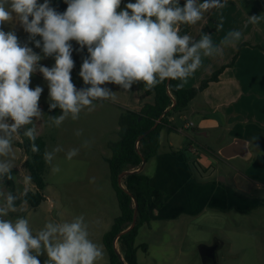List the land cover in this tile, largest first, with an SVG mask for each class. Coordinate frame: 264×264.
Instances as JSON below:
<instances>
[{
	"label": "clouds",
	"instance_id": "obj_1",
	"mask_svg": "<svg viewBox=\"0 0 264 264\" xmlns=\"http://www.w3.org/2000/svg\"><path fill=\"white\" fill-rule=\"evenodd\" d=\"M65 2L68 6L61 14L50 6V0H0V158H4L0 159V181L13 179V141L21 137L22 128L23 137L32 142V152L39 153L36 121L44 115L39 107L44 89L30 88L33 73L39 71L48 82L49 111L62 110L48 120L50 126L59 127L69 117L79 119L84 109L94 110V101L111 99L113 91L101 87L105 83L129 91L140 82L152 89L165 80H177L180 90L201 67L202 56L223 55L224 47L242 39L240 30L227 32L219 45L208 34L199 40L181 35L182 25L196 24L209 10L223 8L226 0H185L183 6L179 0H135L119 11L121 0ZM260 19L249 15L247 23L255 25ZM17 23L36 48L42 47L44 56L54 55L53 67L39 65L42 57L27 43L21 44L14 30H4L5 24ZM223 27L220 18L217 31ZM37 36L42 37V44ZM73 40L89 53L79 75L90 87L81 90L71 80L74 61L69 42ZM60 151L61 147L46 150L43 159L51 164ZM78 153L79 149H70L66 158L71 160ZM23 182L30 185L31 176L25 175ZM23 195L27 196V189ZM18 199L0 188V264H40L42 254L48 258L45 264H97L104 258L102 247L89 238L82 215L71 221H49L34 234L27 218H8L17 211ZM27 203L22 200L21 208Z\"/></svg>",
	"mask_w": 264,
	"mask_h": 264
},
{
	"label": "crops",
	"instance_id": "obj_2",
	"mask_svg": "<svg viewBox=\"0 0 264 264\" xmlns=\"http://www.w3.org/2000/svg\"><path fill=\"white\" fill-rule=\"evenodd\" d=\"M130 2L134 3L135 0H121L118 11L124 10ZM50 6L62 14L68 5L65 0H50ZM249 15L261 17L260 22L255 25L247 23ZM220 18L223 19L224 27L217 31ZM9 25L22 35H17L21 44L27 43L42 57L39 65L49 68L55 65L54 55L44 56L42 47L36 48L29 40V33L18 23L5 24V31L10 30ZM187 30L193 40H199L204 34L211 35L216 45L220 44L230 30H240L242 39L234 46L224 47L223 55L202 56L201 67L184 83L187 89H200L204 82L210 81L218 73L217 80L210 81L198 92L187 111L175 113L170 117L171 124L161 132L158 154L151 158L142 170L150 178L151 185L165 193L164 206L161 209L151 208V221L144 224L150 227L156 222H178L187 217H196L206 209L221 212L236 209L249 212L259 206L246 194L250 184L259 189L264 188V0H226L223 8L209 10L202 20L188 25ZM35 39L40 40L42 44V37L37 36ZM76 49L87 52V47L81 49L77 42ZM75 67L74 64L71 76ZM46 82L43 74L37 71L32 74L29 86L34 90L35 87L45 84L49 89ZM75 85L77 90L82 89L81 84ZM106 88L113 91L109 100L120 109L121 115L126 110L140 112L146 105L155 103V95L147 93L148 88L143 82L134 84L129 91L114 83ZM177 118L184 120L183 125L177 124ZM8 121L13 122L10 119ZM195 136L197 142L208 147L211 146L208 141H216L218 148L217 151L213 150L215 157L226 159L228 162L240 160L239 165L230 163L236 171V188L228 186L227 179L222 178L217 183L213 174L210 175L215 158L201 155L196 164L187 157V152L198 154L193 145ZM18 142H21L20 138ZM108 143L110 141L106 145ZM227 148H233L235 155L224 157L222 153ZM22 151L17 145L13 146L15 156ZM110 158L111 156L105 159L107 163ZM149 165L152 169L147 173ZM249 171H252L251 175L248 174ZM11 184L14 186V182L8 180V185ZM252 201L254 204H251ZM27 205L32 208L28 203ZM115 219L108 221L107 217L99 218L97 227L96 224H88L89 238L102 247L101 238L103 241ZM222 244L224 245L223 242ZM137 246L141 248L143 245ZM102 250L104 258L97 264H108L105 246ZM150 256L153 259L151 264H196L182 261L181 258L174 262L162 263L161 254L153 253V256ZM197 264H200L199 261Z\"/></svg>",
	"mask_w": 264,
	"mask_h": 264
},
{
	"label": "rangeland",
	"instance_id": "obj_3",
	"mask_svg": "<svg viewBox=\"0 0 264 264\" xmlns=\"http://www.w3.org/2000/svg\"><path fill=\"white\" fill-rule=\"evenodd\" d=\"M38 3L43 2L39 0ZM9 29L14 30L16 35L22 36L13 26L9 25ZM69 43L73 48L72 59L76 65L71 80L74 85L81 84L82 89L90 87L84 84L79 75L83 60L88 58L89 53L78 51L76 41ZM46 83L48 85V82ZM110 84L105 83L101 87ZM42 88L44 91L39 100V107L44 115L41 121H36L40 125L38 135L46 142L47 151L56 147H61L63 151L56 154L51 164L47 163L44 176L47 183L45 192L47 200L37 209H32L28 205L23 208L20 206L16 212H10L8 218L13 220L17 217L27 218L34 234L49 221H71L81 215L85 218L87 225L96 224V227L99 218L107 217L108 221L114 220L121 215V209L112 184L109 164L105 159L112 156L110 145L120 138V109L109 99L97 100L93 102L94 110L84 109L79 119L73 120L69 117L59 127L50 126L49 117L61 115L62 110L59 109L55 114L46 112L45 109L49 107L51 101L49 89L45 84ZM183 123V119L177 118L178 125L181 126ZM24 131L25 128H22L20 133L23 134ZM78 131L81 135L76 134ZM19 138L14 139L13 146L17 145ZM195 138L193 145L198 154L192 155L187 152L185 153L187 157L195 163L201 155L215 158L210 175L213 174V179L217 180V183L225 178L228 186L236 188V171L231 164L239 165L240 160L228 162L226 159L215 157L213 150L217 151L216 141H208L211 144L208 147L197 142V136ZM109 141L110 143L106 145ZM73 148L79 149V153L68 160L66 153ZM26 159L27 156L23 151L15 156L11 172L13 179L9 180L14 182V186L12 184L9 186L6 179L0 181V188H3L5 192H11L19 197L26 189L27 191L36 190L33 183L25 185L23 182L25 175L30 176L24 165ZM150 165L146 170L147 173L152 169ZM53 167H58L59 171L53 172ZM251 172L249 171L248 174L251 175ZM246 194L255 201L256 205H259L257 209L249 212L236 209L229 212L206 209L196 217H187L178 222H156L151 227L141 226L137 245H145L146 250L139 248V264H151L153 259L150 254L153 256V253L161 254L160 262L162 263L174 262L181 258L185 262L197 264L199 261L203 264L199 246L201 244L211 246L216 241L224 243L217 253L218 264H264V188L259 189L256 185L250 184ZM254 201L251 204H254ZM101 245L104 248L102 238ZM105 256L109 261L107 250H105ZM38 259L40 264H45L48 258L46 254H42Z\"/></svg>",
	"mask_w": 264,
	"mask_h": 264
},
{
	"label": "trees",
	"instance_id": "obj_4",
	"mask_svg": "<svg viewBox=\"0 0 264 264\" xmlns=\"http://www.w3.org/2000/svg\"><path fill=\"white\" fill-rule=\"evenodd\" d=\"M184 3L185 0H179L180 6ZM187 26H181V35L187 34ZM217 78L218 73L210 81L217 80ZM210 81L204 82L200 89H187L184 85L182 89L177 90L176 85L180 81L170 80L168 84V80H165L147 90L148 94L155 95L153 105H146L140 112L126 110L121 115L120 138L110 145L112 156L108 160L112 184L121 209V215L115 219L112 228L103 238L109 255L108 264H138L139 247L136 245V240L139 229L151 221V208L161 209L165 203V193L153 187L150 178L139 169L143 159L148 162L158 154L161 132L171 124L170 117L175 113L187 111L191 101ZM45 110L47 113L55 114L59 108L49 111L47 107ZM158 121H160L158 126L151 130ZM20 139L21 142H18L17 146L27 156L24 165L30 173L36 190L27 191V196L22 194L16 204L20 206L22 200L26 199L33 209H37L47 200L45 195L47 183L44 177L47 163L43 159V154L47 150L46 142L38 135L35 143L39 146V153H33L32 142L22 134ZM128 171L131 173L123 178V185H120V175ZM135 201L138 206L137 224L129 229L134 219ZM142 248L146 250L145 245Z\"/></svg>",
	"mask_w": 264,
	"mask_h": 264
},
{
	"label": "water",
	"instance_id": "obj_5",
	"mask_svg": "<svg viewBox=\"0 0 264 264\" xmlns=\"http://www.w3.org/2000/svg\"><path fill=\"white\" fill-rule=\"evenodd\" d=\"M170 83V80H168V84ZM160 123V121H158L156 123V125L151 129V130H154L158 124ZM150 132V131H149ZM148 132V133H149ZM146 133V134H148ZM232 149L233 148H227L225 149V151H223V156L224 157H230V156H233L235 155L233 152H232ZM147 161L145 159H143V163L139 169V171H142L144 166L146 165ZM131 172H125L123 174L120 175L119 177V184L122 185V180L123 178L129 174ZM137 219H138V206H137V202L135 201V214H134V219H133V222H132V225L129 229H132L136 226L137 224ZM128 229V230H129ZM223 246L222 242L221 241H216L213 245L209 246V245H205V244H201L198 248L199 250V254L201 256V259H202V263L203 264H218V251L219 249ZM121 257V256H120ZM122 261H123V258L121 257Z\"/></svg>",
	"mask_w": 264,
	"mask_h": 264
},
{
	"label": "built area",
	"instance_id": "obj_6",
	"mask_svg": "<svg viewBox=\"0 0 264 264\" xmlns=\"http://www.w3.org/2000/svg\"><path fill=\"white\" fill-rule=\"evenodd\" d=\"M190 126H192V124Z\"/></svg>",
	"mask_w": 264,
	"mask_h": 264
}]
</instances>
